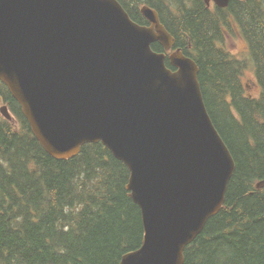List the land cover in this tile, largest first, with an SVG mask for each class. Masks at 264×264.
I'll return each mask as SVG.
<instances>
[{
  "label": "water",
  "instance_id": "obj_1",
  "mask_svg": "<svg viewBox=\"0 0 264 264\" xmlns=\"http://www.w3.org/2000/svg\"><path fill=\"white\" fill-rule=\"evenodd\" d=\"M141 12L149 26L117 0H0V81L52 158L102 143L128 167L144 238L120 264H185L187 247L224 208L236 163L198 65L181 50L155 52L152 44L169 51L176 40L156 11ZM0 112L14 120L8 106Z\"/></svg>",
  "mask_w": 264,
  "mask_h": 264
},
{
  "label": "trees",
  "instance_id": "obj_2",
  "mask_svg": "<svg viewBox=\"0 0 264 264\" xmlns=\"http://www.w3.org/2000/svg\"><path fill=\"white\" fill-rule=\"evenodd\" d=\"M118 1L141 25L149 24L139 1L157 10L176 49L196 62L208 112L236 163L224 208L187 247L185 264H264V188L256 189L264 179V0H232L226 9L204 0ZM236 35L248 45L241 57L229 46ZM2 104L14 121L0 113V264H120L139 249L144 226L128 167L103 144L55 160L0 81Z\"/></svg>",
  "mask_w": 264,
  "mask_h": 264
},
{
  "label": "rangeland",
  "instance_id": "obj_3",
  "mask_svg": "<svg viewBox=\"0 0 264 264\" xmlns=\"http://www.w3.org/2000/svg\"><path fill=\"white\" fill-rule=\"evenodd\" d=\"M141 5H142V2L139 1V2L136 4V7H138V8L140 9ZM149 8L152 9V10H154V11H156V12L159 14V12H158L157 10H155V9H153V8H151V7H149ZM144 19H145L146 22H147V19H146L145 17H144ZM161 22H162V21H161ZM236 36L239 37L240 35H236ZM229 46L231 47V48H230L231 51H233L235 54L240 55V56H241V54L243 53V51H245V50L247 49V43L245 42V40H244L242 37H239V39L236 38L235 41L229 40ZM240 56H239V57H240ZM251 77H254V73H253V71L247 73L246 76H245L244 83H245L247 86H249L248 83H250V82H254V79L251 78ZM249 93H253V94H255V93H256V88H254V89H250V90H249ZM2 105H3V104H2ZM2 105H1V106H2ZM1 106H0V107H1Z\"/></svg>",
  "mask_w": 264,
  "mask_h": 264
}]
</instances>
